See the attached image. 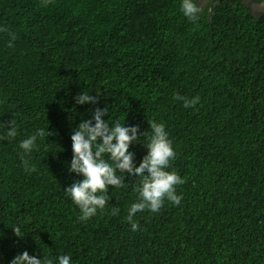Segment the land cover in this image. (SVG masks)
<instances>
[{
	"label": "trees",
	"instance_id": "1",
	"mask_svg": "<svg viewBox=\"0 0 264 264\" xmlns=\"http://www.w3.org/2000/svg\"><path fill=\"white\" fill-rule=\"evenodd\" d=\"M201 1L0 0V264H264V12Z\"/></svg>",
	"mask_w": 264,
	"mask_h": 264
},
{
	"label": "clouds",
	"instance_id": "2",
	"mask_svg": "<svg viewBox=\"0 0 264 264\" xmlns=\"http://www.w3.org/2000/svg\"><path fill=\"white\" fill-rule=\"evenodd\" d=\"M263 2L264 0H241V3L243 4V6H245L247 12L254 17H258L264 12V8L258 7Z\"/></svg>",
	"mask_w": 264,
	"mask_h": 264
},
{
	"label": "rangeland",
	"instance_id": "3",
	"mask_svg": "<svg viewBox=\"0 0 264 264\" xmlns=\"http://www.w3.org/2000/svg\"><path fill=\"white\" fill-rule=\"evenodd\" d=\"M204 2H205V1H204V0H202L200 4H201V5H203V4H204ZM258 7H259V8H264V2H263L262 4H260Z\"/></svg>",
	"mask_w": 264,
	"mask_h": 264
}]
</instances>
